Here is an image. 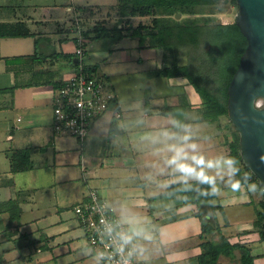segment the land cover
Masks as SVG:
<instances>
[{
	"label": "crops",
	"instance_id": "1",
	"mask_svg": "<svg viewBox=\"0 0 264 264\" xmlns=\"http://www.w3.org/2000/svg\"><path fill=\"white\" fill-rule=\"evenodd\" d=\"M152 19L121 16L119 0H0V26L22 31L0 36V264H98L74 211L92 187L124 222L143 264H198L201 215L235 245L219 264H247L240 245L264 264L256 222L263 187L227 164L232 123L222 134L220 118L203 117L204 100L185 75L157 73L164 49L132 33ZM117 29L123 36L109 50L101 32ZM79 36L85 64L117 94L83 141L54 130L52 106L78 68ZM16 149L30 151L31 169L12 170ZM206 175L215 212L165 195L171 184Z\"/></svg>",
	"mask_w": 264,
	"mask_h": 264
},
{
	"label": "trees",
	"instance_id": "2",
	"mask_svg": "<svg viewBox=\"0 0 264 264\" xmlns=\"http://www.w3.org/2000/svg\"><path fill=\"white\" fill-rule=\"evenodd\" d=\"M220 0H119L121 16L151 15L150 24H140L132 31L139 36L141 45L164 49L166 65L157 70L159 75H185L204 100L203 117L218 120L228 115V87L237 70L241 56L247 47V38L236 21L224 23L221 20L192 17L195 14H209ZM238 4L237 0H230ZM177 14H180L181 18ZM22 35L20 30L0 26V36ZM107 49L123 36L122 30L114 33L102 31ZM240 137L234 131L231 142V157L240 180L248 181L256 176L246 166L240 154ZM33 167L28 149H16L12 155L14 172ZM206 175L202 180L169 185L165 195L172 196L179 203H207L215 212L216 192L212 179ZM203 232L201 238L204 250L197 258L198 264H219L220 257L235 245L221 231L216 220L208 221L201 215ZM215 218V217H214ZM257 224L260 237L264 239V198L259 202ZM244 262L253 264L249 248L239 246Z\"/></svg>",
	"mask_w": 264,
	"mask_h": 264
},
{
	"label": "built area",
	"instance_id": "3",
	"mask_svg": "<svg viewBox=\"0 0 264 264\" xmlns=\"http://www.w3.org/2000/svg\"><path fill=\"white\" fill-rule=\"evenodd\" d=\"M85 45V38L79 36L78 68L57 88L52 101L54 130L82 141L117 96L111 81L85 64ZM74 211L98 264H143L124 222L97 187L89 190L86 198L74 206Z\"/></svg>",
	"mask_w": 264,
	"mask_h": 264
},
{
	"label": "water",
	"instance_id": "4",
	"mask_svg": "<svg viewBox=\"0 0 264 264\" xmlns=\"http://www.w3.org/2000/svg\"><path fill=\"white\" fill-rule=\"evenodd\" d=\"M237 3L235 21L247 47L229 83L228 116L239 133L242 161L264 188V0Z\"/></svg>",
	"mask_w": 264,
	"mask_h": 264
},
{
	"label": "rangeland",
	"instance_id": "5",
	"mask_svg": "<svg viewBox=\"0 0 264 264\" xmlns=\"http://www.w3.org/2000/svg\"><path fill=\"white\" fill-rule=\"evenodd\" d=\"M238 9H239L238 4H233L230 2V0H220L219 4L214 7L213 13L195 14L192 15V17H200L201 19H205V18L217 19L223 21L224 23L233 22L235 21V16L238 12ZM178 17L181 18V16ZM219 122H220V130L223 131L222 134L225 133L224 131H227L226 130L228 128L227 124L230 127L231 125L230 123H232L228 115L221 116Z\"/></svg>",
	"mask_w": 264,
	"mask_h": 264
},
{
	"label": "clouds",
	"instance_id": "6",
	"mask_svg": "<svg viewBox=\"0 0 264 264\" xmlns=\"http://www.w3.org/2000/svg\"><path fill=\"white\" fill-rule=\"evenodd\" d=\"M238 163L237 161H235L234 159H228L227 160V164L230 166V168L232 169V173L235 174L236 171H238V169L232 167L234 164ZM211 166V164H210ZM211 179V178H209ZM232 188L234 191H239L241 188V184L239 181H235L234 183H232ZM249 191L255 193L257 190V185L255 183H251L249 184ZM262 192H264V188L261 189Z\"/></svg>",
	"mask_w": 264,
	"mask_h": 264
}]
</instances>
